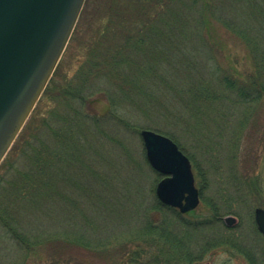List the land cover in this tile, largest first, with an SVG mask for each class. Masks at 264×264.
<instances>
[{
	"label": "trees",
	"instance_id": "obj_1",
	"mask_svg": "<svg viewBox=\"0 0 264 264\" xmlns=\"http://www.w3.org/2000/svg\"><path fill=\"white\" fill-rule=\"evenodd\" d=\"M170 25H176L179 32L183 28L200 31L213 53L208 72L192 73L181 84L177 76L159 75L157 67L166 51L163 28ZM78 28L88 30L86 39L77 36ZM74 34L70 45L77 41L82 55L77 73L69 76L60 62L54 74L58 82L52 79L40 100L46 99L45 105H37L0 166L1 237L23 253L25 263L46 246L55 253L54 264L63 260L65 249L86 253L68 258L70 264H195L212 248L224 246L250 264H264V250L249 249L240 234L222 223L217 206L212 216L198 221L195 212L183 215L163 205L155 192L162 176L150 167L144 150L137 157L133 149L135 136L144 129L133 121L141 117L157 127L162 126L156 122L159 119L175 126L184 123L182 133L189 137L200 125L205 141L210 140L206 133L212 128L220 133L221 123L229 124L235 147L243 145L248 127L256 122L242 120L234 127L232 120L237 118L236 109H256L264 100V0H87ZM222 35L237 39L247 50L255 72L246 79L216 59ZM188 68L195 69L196 63ZM174 79L177 101L163 108L153 106L158 81L175 86ZM48 102L52 107L46 106ZM162 127L176 134L177 138L165 133L187 155L178 131ZM108 147L116 151V165L109 161L110 166L104 164L108 168L101 172ZM130 165L139 171L144 166L153 174L149 191L153 200L148 201L141 194L144 186H139L136 201L131 202L141 204L143 212L130 222H114L109 231H102L92 219L87 227L72 220L67 232L54 228L50 215L59 196L68 200L73 187H86L95 195V177L114 184L112 168L122 172ZM128 194L132 193L120 190V201ZM21 209L25 218L20 216ZM32 212L47 215L52 225L29 226L26 217ZM216 226L222 228L224 237L195 236L201 229Z\"/></svg>",
	"mask_w": 264,
	"mask_h": 264
},
{
	"label": "rangeland",
	"instance_id": "obj_2",
	"mask_svg": "<svg viewBox=\"0 0 264 264\" xmlns=\"http://www.w3.org/2000/svg\"><path fill=\"white\" fill-rule=\"evenodd\" d=\"M87 31L86 28L79 29L77 36L81 37L82 35L86 39ZM74 33L75 30L72 37L75 36ZM183 33L188 36L183 35ZM72 37L68 44L69 49L66 48L67 52L65 50L66 53L64 52L60 60L62 67L65 68L64 72L71 77L77 73V69L81 64L79 58L82 56L81 46L77 41H72L70 45ZM220 39H222L219 43L221 48L219 47L220 52L217 53L218 57L216 59L222 66L229 72H234L245 79L255 72L247 50L237 39H233L229 35H222ZM163 40L166 51L161 55L162 63L157 67L160 76H177L176 81L179 80L178 83L181 84L192 73L201 75L202 71L208 72L207 62L213 56V53H211L198 29L185 30L183 28L179 32L176 25H170L163 28ZM192 63H196V68L193 70L188 68L189 64ZM52 79L54 82H58L56 76H53ZM176 81L175 86H169V84L163 83L162 80L158 81L157 87L154 88L157 99L152 103L153 106L163 108L177 101L174 98L176 88H178ZM45 101L46 99L43 102L39 101L37 105L43 108ZM46 106L52 107V104L48 102ZM247 107L241 106L236 109L237 118L232 120L234 127L240 125L239 123L242 120H255L256 124H250L247 129L249 133H245L246 138H244L243 145L240 144L238 148L234 144L233 126L229 124L221 123L223 128L221 134L217 132L215 127L212 128L210 134L206 133L210 140L205 141V131L200 125L198 131L194 132L193 137H189L182 133L186 127L184 123L179 122L175 126V122L170 123L171 121L168 120L159 119L156 122L178 131V140L185 147L187 155L193 157L194 163L192 162V165L196 177V186L201 194L200 205L195 210L194 218L203 221L213 215V207L217 206L220 210L222 223L226 225L224 219L233 217L235 222L231 227H228L233 228L234 233L240 234L241 241L249 249L255 251L264 250V237L258 232L254 221L256 209H264V100L257 104L256 109ZM133 123L142 124L140 126L144 129L160 132L163 135L168 132L177 138L176 134L169 129L152 125L151 120L147 117H141ZM225 128L227 133L224 132ZM194 136H197V140L194 139ZM133 149L137 157V153L145 151L140 134L135 136L133 140ZM114 152H116L114 148L108 147L105 154L103 153L101 172H104L110 166L107 163L109 161H113V166L116 165ZM104 164H108L106 169L103 167ZM140 169L141 171L136 170L134 166L130 165L125 171L119 172L118 169L112 168L111 173L115 177V185L106 184L95 177L94 182L98 189L95 195L90 193L86 187L80 190L73 187L68 200L67 196H59V200L54 202L55 207L53 210L55 213L50 215L52 219L53 217L55 219L54 228L59 226L60 230L67 232V229H70L72 220H76L81 226L87 227L89 220L92 219L93 222L101 226L102 231H109L115 227L113 226L116 225L114 222L120 224L122 221H132L137 213L143 212L141 204H131V202L136 201L134 197L135 189L144 186L141 194L146 195L148 201L153 200V196L149 192L153 184V174L144 166ZM248 181L250 182L248 183ZM120 190L130 191L132 194H128L120 201L118 197ZM76 204L82 210H79ZM120 205L124 206L121 207ZM20 213V216L25 218V210L21 209ZM47 217L43 213L32 212L29 213L26 220L29 226L33 224L46 227L52 225V220ZM101 230L99 232L102 233ZM1 236L0 264H54L57 260L54 258L55 253L53 250H49L45 246L35 254H31L28 262L25 263L22 260L23 253ZM195 236L197 238H219L224 237V233L221 227L216 226L211 229H201ZM227 249L224 246L212 248L204 257V260L198 262V264H250L242 255L232 254ZM62 254H64V258L62 257L63 260L58 264H70L66 261L70 257L86 256L85 252L77 249H65Z\"/></svg>",
	"mask_w": 264,
	"mask_h": 264
},
{
	"label": "water",
	"instance_id": "obj_3",
	"mask_svg": "<svg viewBox=\"0 0 264 264\" xmlns=\"http://www.w3.org/2000/svg\"><path fill=\"white\" fill-rule=\"evenodd\" d=\"M86 0H0V165L49 85ZM146 159L163 178L156 196L182 214L197 209L200 193L192 163L169 137L140 132ZM264 235V209L255 211ZM231 226L235 219H225Z\"/></svg>",
	"mask_w": 264,
	"mask_h": 264
}]
</instances>
